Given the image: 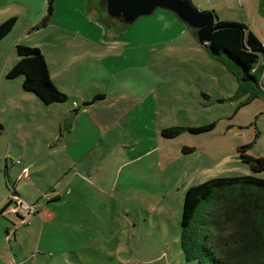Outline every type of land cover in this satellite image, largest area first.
<instances>
[{
	"label": "rangeland",
	"instance_id": "rangeland-1",
	"mask_svg": "<svg viewBox=\"0 0 264 264\" xmlns=\"http://www.w3.org/2000/svg\"><path fill=\"white\" fill-rule=\"evenodd\" d=\"M192 1L201 11L214 12L220 21L244 24L264 46L263 0ZM94 3L96 0H54L51 21L43 26L32 22V9L7 7L0 0V25L17 19L12 32L0 42V213L9 218L0 214V221L30 222L25 226L27 239L14 249L30 254L31 264L46 262L44 247H83L90 236L101 246L107 238L106 229L99 225L109 221V240L112 245L125 242L127 264H199L186 259L181 245L187 198L192 189L212 180L264 179V173L253 174L238 152L255 142L249 155L264 157V100L240 96L239 80L172 12L158 9L133 25L118 20L107 25ZM48 8L49 0L46 14ZM138 28H146L144 36L149 45H156L155 54L144 46L139 58L134 49L124 51L119 45L118 51L106 52L98 44L136 43L141 36ZM87 41L102 49L94 58H105L118 72L109 82L102 76L86 77V92L106 91L109 102L99 103L88 113L79 109L72 122L78 128L103 120L107 126H117L104 144L88 137L84 146L94 148L92 154L81 158L76 167L69 163L64 170L65 160L50 143L56 134L57 111L47 106L35 115L17 111L13 103L17 91H24V78L10 80L7 75L19 60L18 43L42 47L52 65L59 64L74 84L71 57L63 54L59 60L54 49L63 45L61 50H66L64 44ZM96 49L93 54L101 51ZM67 90L70 99L64 107L72 102ZM139 103L142 110L135 106ZM113 110L129 112L121 120L106 118ZM72 122L66 123L70 126ZM171 128L185 130L175 138L163 137L161 131ZM87 167L92 171L87 173ZM15 188L28 208L16 213L23 220L9 213L17 203ZM57 192L65 202L51 208L60 219L48 221L43 207ZM64 220L69 222H55Z\"/></svg>",
	"mask_w": 264,
	"mask_h": 264
},
{
	"label": "trees",
	"instance_id": "trees-1",
	"mask_svg": "<svg viewBox=\"0 0 264 264\" xmlns=\"http://www.w3.org/2000/svg\"><path fill=\"white\" fill-rule=\"evenodd\" d=\"M53 3L54 0H49L48 13L41 23L43 26L52 18ZM94 5L107 25L114 20L121 21L108 15L105 1L96 0ZM262 12L264 14V0ZM16 22V18H11L0 25V42L12 32ZM192 30L197 36V30ZM203 46L239 80L240 96L249 95V101L255 98L264 100L261 85L264 46L252 31L244 24L217 19L211 42ZM16 50L19 60L7 78L23 77V89L47 106L66 103L68 97L53 83L42 51L24 45H17ZM100 99L96 97L94 101ZM184 130L165 129L162 136L175 138ZM254 143L239 148L238 152L242 162L253 174L259 175L264 173V157L249 155ZM181 241L188 261L264 264V179L245 176L212 180L192 189L187 198Z\"/></svg>",
	"mask_w": 264,
	"mask_h": 264
},
{
	"label": "crops",
	"instance_id": "crops-1",
	"mask_svg": "<svg viewBox=\"0 0 264 264\" xmlns=\"http://www.w3.org/2000/svg\"><path fill=\"white\" fill-rule=\"evenodd\" d=\"M7 7H11L13 5H20L28 8L29 10L34 11L32 22L36 25L42 23V21L46 17L45 7L47 0H3ZM51 21V20H50ZM92 28H94V24L91 23ZM50 26V24H49ZM139 33L137 35H141L136 43L133 42H123L118 43L117 41L110 42L109 44L100 42L98 43L99 46H104L105 51H115L119 49V45L123 47V50L127 49H134L138 51L137 55L139 58L142 56V48L148 46L149 52L155 54L157 52L156 45L152 43L148 44V37L146 38L144 35L146 33V28H138ZM127 31V30H126ZM126 31L122 32L126 34ZM77 43H67L64 46L67 48L66 50L63 49V45H59L54 49L55 52H58L59 60L62 58L63 54L65 56H70L71 61L70 67L74 72V84L65 76L64 70L60 67L59 64L50 62L47 52L40 46H36L39 48L45 56L46 62L49 67L50 75L52 78L53 83L55 86L64 94L69 96V92L67 89H70V95L72 102L69 103L68 107H64L63 104H54L47 106L43 104L38 97L32 95V93L24 91H17V100L14 101L13 107L17 109V111L22 112H29L31 115H35L36 111H46L47 107L53 108L52 110L57 111L59 115L57 124L54 126V133L56 129V134H54V140L50 143L53 144V151L56 152L58 155H62L63 159L65 160L64 170L71 166L69 163H75L73 167H76L77 162L83 158L87 157L92 154L94 150L88 147H85L84 144L86 139L90 136L96 137V143H105L111 137V133L116 131L117 124L106 125L105 120H103L99 124L89 123L83 125L84 127H77L72 122L75 118L79 116V111H83L85 113L90 112L92 109L96 108L99 103L105 104L109 102L108 93L99 92L98 94L94 92L93 94H89L86 92L88 89L84 86V80L86 77L89 78H97L98 76H102L104 81L108 82L110 79L114 77V73L118 72L113 69H116L117 66L114 64L110 65L109 61L104 59H95V55H101L102 49L93 48L95 45L91 43L85 42L82 44ZM262 43V42H261ZM16 45H19L18 43ZM17 47V46H16ZM101 50L93 54V50ZM124 50V51H125ZM89 59H93L88 61ZM16 63V61H15ZM60 69V70H59ZM62 73V75H61ZM107 79V80H106ZM126 80V79H125ZM123 80L121 83H125ZM96 94V95H95ZM96 97H101L100 100L94 101ZM117 96H115L116 98ZM70 96L68 97V100ZM87 103H91L87 105ZM47 106V107H46ZM139 110H142V105L136 104L135 105ZM55 108V109H54ZM116 108V107H115ZM115 108H107V109H114ZM77 109L76 111H74ZM80 109V110H79ZM48 110V109H47ZM50 110V109H49ZM107 113L106 118H110L112 116H116L119 120L124 119V116L128 114V110L124 114H120L119 111ZM116 113V114H115ZM149 113V111H147ZM118 114V115H117ZM71 120V121H70ZM117 122V119H115ZM66 122H72V125H68ZM149 126V122L145 123V128ZM59 129V132H58ZM165 130V129H163ZM161 131V134L163 132ZM58 132V133H57ZM111 132V133H110ZM32 135V134H31ZM89 141V140H88ZM94 141V140H91ZM96 146V145H95ZM94 146V147H95ZM61 169L63 167L60 165ZM87 173L92 171L91 167L86 168ZM78 174V172H77ZM260 175V174H259ZM263 178V177H262ZM16 195H20L15 188ZM73 192H71L70 196H72ZM49 203L43 207V216L46 220H58L60 219L56 213L51 208V205H60L65 202L63 196L60 193H54L50 197ZM68 202V201H67ZM76 204V203H72ZM13 207V206H12ZM12 207L9 209L10 214L16 215L19 219L23 217L16 214L13 211ZM2 217L8 218L7 214L1 212ZM9 219V218H8ZM23 220V219H22ZM20 222V221H19ZM18 221H0V264H31L30 263V254L24 252L21 248V253L15 252V247L22 246V241L27 239L28 232L25 229L26 223L28 221H22V225H19ZM35 222V221H33ZM55 222H69V221H55ZM76 223L77 221H71ZM94 223L96 221H93ZM30 222H28L29 224ZM101 228L106 229V238L107 240H103L101 246L96 245L94 237L90 236L88 240V244L83 247H78L77 245L74 246H67L62 248H49L44 247L42 253L46 256L45 263L47 264L48 261L52 262L50 264H127L126 261V252H125V242L121 245V243H117L116 245H112V242L109 240L110 229H111V221L109 224L106 225H99ZM27 228V227H26ZM117 228V227H115ZM24 230V231H22ZM120 232V229L117 228ZM104 236V237H105ZM75 243V242H74ZM52 253H54L53 257L51 258Z\"/></svg>",
	"mask_w": 264,
	"mask_h": 264
},
{
	"label": "water",
	"instance_id": "water-1",
	"mask_svg": "<svg viewBox=\"0 0 264 264\" xmlns=\"http://www.w3.org/2000/svg\"><path fill=\"white\" fill-rule=\"evenodd\" d=\"M107 4L108 15L133 25L139 18L151 16L158 9L175 14L192 29L197 30L201 45L211 42L217 17L214 12L201 11L192 0H101Z\"/></svg>",
	"mask_w": 264,
	"mask_h": 264
},
{
	"label": "built area",
	"instance_id": "built-area-1",
	"mask_svg": "<svg viewBox=\"0 0 264 264\" xmlns=\"http://www.w3.org/2000/svg\"><path fill=\"white\" fill-rule=\"evenodd\" d=\"M262 63H264V61ZM261 85L264 89V72H263V75L261 78ZM13 197H14V200H16V202H17L15 205V208L13 209L14 212L20 213V212L26 211L28 209L27 206L25 205L24 201L20 198V196L16 195L15 191H14Z\"/></svg>",
	"mask_w": 264,
	"mask_h": 264
}]
</instances>
